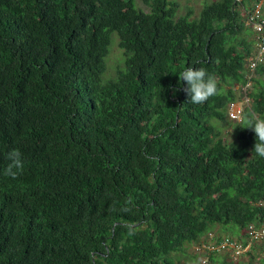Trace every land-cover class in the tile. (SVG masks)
I'll list each match as a JSON object with an SVG mask.
<instances>
[{
    "label": "trees",
    "instance_id": "trees-1",
    "mask_svg": "<svg viewBox=\"0 0 264 264\" xmlns=\"http://www.w3.org/2000/svg\"><path fill=\"white\" fill-rule=\"evenodd\" d=\"M257 4L264 21L263 0L197 16L176 0H0V264H174L192 242L205 264H264L249 229L264 221V158L243 128L264 118ZM186 67L219 94L188 102ZM237 244H259L258 262L232 261Z\"/></svg>",
    "mask_w": 264,
    "mask_h": 264
},
{
    "label": "clouds",
    "instance_id": "clouds-1",
    "mask_svg": "<svg viewBox=\"0 0 264 264\" xmlns=\"http://www.w3.org/2000/svg\"><path fill=\"white\" fill-rule=\"evenodd\" d=\"M180 82L187 86L183 91L187 94L188 102L192 104H203L210 97L219 94L218 82L214 75L208 73L205 68L186 67L178 75ZM173 95L177 89H172ZM251 129L255 133V144L252 149L258 157L264 158V118L252 116L244 119V127ZM234 130V129H233ZM233 132V131H232ZM23 154L19 149H12L5 159L9 162L5 169V174L15 179L23 170Z\"/></svg>",
    "mask_w": 264,
    "mask_h": 264
},
{
    "label": "rangeland",
    "instance_id": "rangeland-1",
    "mask_svg": "<svg viewBox=\"0 0 264 264\" xmlns=\"http://www.w3.org/2000/svg\"><path fill=\"white\" fill-rule=\"evenodd\" d=\"M207 1L210 0H176V9L178 12L184 13L187 11L186 10L187 8H190L192 11H194L193 16H197V14L200 11L199 9L201 8V5L203 4V2H207ZM121 52L122 50L118 47L116 41L113 40L112 44L110 45V52L107 55V59H106L107 72H110L111 67H114L118 62L119 63L121 62L122 60ZM239 102L240 101H238V103H235L231 107L233 108L234 106H236L235 109H237V107L241 109V104H240L241 102L240 103ZM212 230L214 231V228ZM220 233H223V231H220ZM253 236L258 241H260L261 239L264 240L263 232L258 233V231H255L253 232ZM258 245L259 244H254L253 245L254 247L251 250V252L248 251L250 250L248 249L249 248L248 244H245L242 248H239L238 251L233 250L231 252L229 250L228 252V254L230 255L229 258H231L232 261L234 262L238 259L241 260L249 259L252 260L254 263H257L259 260V256L262 255V249L259 248ZM202 250H203L202 244H199L197 242H192L185 244L182 249L172 252L170 256L173 258L174 264H205L204 261L205 259H207V255L201 253ZM208 264H214V262L209 261Z\"/></svg>",
    "mask_w": 264,
    "mask_h": 264
},
{
    "label": "built area",
    "instance_id": "built-area-1",
    "mask_svg": "<svg viewBox=\"0 0 264 264\" xmlns=\"http://www.w3.org/2000/svg\"><path fill=\"white\" fill-rule=\"evenodd\" d=\"M246 24H251L257 31L264 29V21L262 18H260V7L259 4L254 6L253 12L247 16L246 19ZM264 50V45H261V50L259 52V54L261 55V51ZM257 59L261 60V57L258 56ZM255 66V62L251 63V67L253 68ZM234 105V104H233ZM236 106H234L233 108L231 107V112L230 115L232 117H237L240 113V108L237 107V109H235ZM250 229V232L253 234V232L258 231V233L263 232L264 234V221L262 223V226L259 229ZM225 242V241H224ZM224 243L222 242L220 245H223ZM231 244V243H230ZM240 248V246L237 244L235 249L236 251H238V249Z\"/></svg>",
    "mask_w": 264,
    "mask_h": 264
}]
</instances>
